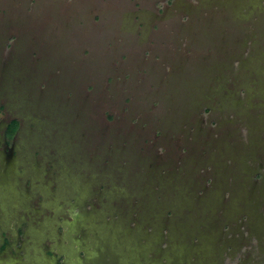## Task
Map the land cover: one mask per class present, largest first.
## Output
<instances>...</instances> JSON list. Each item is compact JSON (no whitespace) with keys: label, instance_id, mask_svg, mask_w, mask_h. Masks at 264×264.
<instances>
[{"label":"rangeland","instance_id":"obj_1","mask_svg":"<svg viewBox=\"0 0 264 264\" xmlns=\"http://www.w3.org/2000/svg\"><path fill=\"white\" fill-rule=\"evenodd\" d=\"M0 264H264V0H0Z\"/></svg>","mask_w":264,"mask_h":264},{"label":"trees","instance_id":"obj_2","mask_svg":"<svg viewBox=\"0 0 264 264\" xmlns=\"http://www.w3.org/2000/svg\"><path fill=\"white\" fill-rule=\"evenodd\" d=\"M19 127H20V122L18 120H13L10 122L7 129V137L9 140H11L15 136Z\"/></svg>","mask_w":264,"mask_h":264}]
</instances>
